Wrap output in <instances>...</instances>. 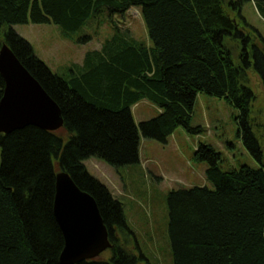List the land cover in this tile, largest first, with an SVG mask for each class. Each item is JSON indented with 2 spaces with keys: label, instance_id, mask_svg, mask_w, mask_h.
Listing matches in <instances>:
<instances>
[{
  "label": "trees",
  "instance_id": "16d2710c",
  "mask_svg": "<svg viewBox=\"0 0 264 264\" xmlns=\"http://www.w3.org/2000/svg\"><path fill=\"white\" fill-rule=\"evenodd\" d=\"M264 17V0H253ZM239 2L226 0H0V32L21 63L60 106L64 126L0 132V264H61L65 240L54 215L56 176L65 171L96 200L112 243L111 256L79 264H150L132 234L124 206L92 176L84 161L114 167L140 163L141 137L167 144L191 125L199 93L225 99L238 111L237 136L259 168L220 167L221 153L201 143L214 186L172 190L167 196L173 264H264V151L252 125L255 100L249 72L264 87V35L244 21ZM139 8L151 45L116 27L100 50L60 76L13 29L54 24L72 38L103 14L110 19ZM231 12V13H230ZM232 12L236 16H232ZM244 22V23H243ZM84 36L81 42L90 41ZM5 81L0 74V101ZM143 100L160 110L136 123L132 108Z\"/></svg>",
  "mask_w": 264,
  "mask_h": 264
},
{
  "label": "rangeland",
  "instance_id": "374dc122",
  "mask_svg": "<svg viewBox=\"0 0 264 264\" xmlns=\"http://www.w3.org/2000/svg\"><path fill=\"white\" fill-rule=\"evenodd\" d=\"M238 6L244 21L264 35V17L256 3L253 0H242ZM232 16L235 17L236 13L232 12ZM114 24L123 30L128 29L138 41L151 45L139 8H132L125 15H115L113 19L105 14L90 19L72 38L65 37L54 24H17L13 29L30 43L35 54L52 72L65 76L72 65L83 63L87 52L102 48L103 43L113 36ZM89 35L92 37L90 41H79ZM4 44L1 31L0 49ZM249 86L255 95L251 125L264 151V87L253 71L249 72ZM132 113L139 124L157 118L160 110L150 101L143 100L132 108ZM237 115V109L225 99L199 93L191 120L192 127L201 128L199 134H190L178 128L169 137L167 144L141 137L140 163L131 166L117 168L94 157L84 161L89 173L123 204L126 221L132 232L127 236L129 249L138 254V246L150 264H173L168 236L169 192L194 186L214 188L206 179L208 164L195 158L199 144H209L221 153L220 167L223 171H231L243 165L261 167L237 136ZM111 253V249H108L101 257L109 258Z\"/></svg>",
  "mask_w": 264,
  "mask_h": 264
},
{
  "label": "water",
  "instance_id": "95a60500",
  "mask_svg": "<svg viewBox=\"0 0 264 264\" xmlns=\"http://www.w3.org/2000/svg\"><path fill=\"white\" fill-rule=\"evenodd\" d=\"M0 74L5 81L0 101L1 133L10 134L28 126L54 132L64 126L60 106L8 44L0 49ZM54 215L65 240L61 264L94 260L112 248L109 230L96 200L81 190L65 171L56 176Z\"/></svg>",
  "mask_w": 264,
  "mask_h": 264
}]
</instances>
